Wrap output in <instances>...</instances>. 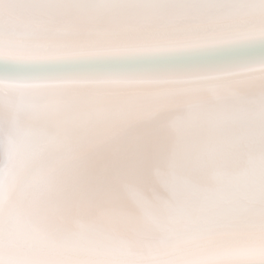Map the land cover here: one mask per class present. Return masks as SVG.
Here are the masks:
<instances>
[{"label": "snow or ice", "instance_id": "snow-or-ice-1", "mask_svg": "<svg viewBox=\"0 0 264 264\" xmlns=\"http://www.w3.org/2000/svg\"><path fill=\"white\" fill-rule=\"evenodd\" d=\"M0 264H264V0H0Z\"/></svg>", "mask_w": 264, "mask_h": 264}]
</instances>
